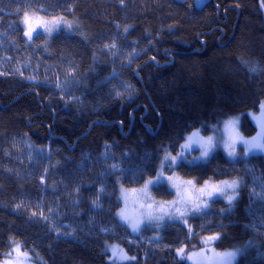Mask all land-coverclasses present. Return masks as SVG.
<instances>
[{
	"label": "trees",
	"instance_id": "obj_1",
	"mask_svg": "<svg viewBox=\"0 0 264 264\" xmlns=\"http://www.w3.org/2000/svg\"><path fill=\"white\" fill-rule=\"evenodd\" d=\"M27 13L77 24L27 41ZM253 116H264V0H0V264L17 244L30 264H112L106 244L128 257L118 264H188L176 252L212 236L215 251H241L235 264H264L261 150L220 147L175 167L196 186L241 182L231 205L212 198L185 224L137 234L117 218L120 192L189 133L239 117L240 134L264 143ZM151 192L174 198L164 184Z\"/></svg>",
	"mask_w": 264,
	"mask_h": 264
},
{
	"label": "rangeland",
	"instance_id": "obj_2",
	"mask_svg": "<svg viewBox=\"0 0 264 264\" xmlns=\"http://www.w3.org/2000/svg\"><path fill=\"white\" fill-rule=\"evenodd\" d=\"M205 1L206 0H194V4L195 6L200 7ZM75 24L77 23L74 20H67L64 18L50 19L40 15L39 13H27L23 15L21 20L23 35L27 41L31 40L25 35L28 31L32 32V38L36 34L41 33L49 39L62 29L67 33H71ZM252 119L259 134L261 133L264 135V129L261 127V125L264 124V116H253ZM226 121L220 124L218 131H216L215 134L204 137L198 130H196L186 135L178 153L175 155L163 156L162 163L159 165L156 175L153 178L146 180L141 186L135 189H127L120 192L121 207L117 212V218L132 234H137L144 225L159 227L158 229H155L156 231H159L162 229V223L170 219L174 221L179 220V222L185 224V220L189 216L198 214L199 212L205 210L207 202L210 199L216 197L222 198L225 203H229V196H235V192H233L232 189H226V194L223 195L214 191L216 187H225L223 183L219 185L205 183L203 185L196 186L197 184L193 180L183 179L174 172L176 165L170 166L167 169L162 166L165 162V157H168L169 159L173 156L179 157L182 153L185 157L183 162L185 164L192 165L206 162L211 154L215 150L220 149V147L228 153V149L225 147L226 143L234 144L235 152L239 147L246 153L259 150L255 148L249 149L247 145L242 143L236 137V132L240 134L237 124L235 125L234 131L230 135L229 131L225 129ZM194 132L198 134L196 136H192ZM240 136L242 135L240 134ZM189 137H192V139L189 140ZM209 137H213V145L216 144L217 139L219 140V148L214 147V150L211 151L206 158L196 159L202 157V145L208 141ZM257 138L256 142L260 143L259 137ZM252 140L253 139L248 141ZM159 184L166 185L173 193L174 198L171 201L163 202L155 200V196L151 192V188ZM209 193H212V195L210 196ZM133 226L136 227L135 231H133ZM213 242L214 240L204 239L202 241L203 247L201 250L188 252L183 249V253L178 254L177 251L176 256L178 259L188 264H226V261L223 259L224 254L227 252H234L236 253L235 257L230 262H227V264H235L241 251L231 250L226 252H217L212 247ZM16 246L17 245L12 246L10 252L6 255V258L3 259L1 264H30L29 260L25 256L26 254H24L21 250H19V252L15 250ZM113 247L117 248L118 252L122 251V249L116 244H106L105 251L109 254V263L118 264L125 262L126 259H120L113 256ZM122 254L125 255L123 251Z\"/></svg>",
	"mask_w": 264,
	"mask_h": 264
},
{
	"label": "snow or ice",
	"instance_id": "obj_3",
	"mask_svg": "<svg viewBox=\"0 0 264 264\" xmlns=\"http://www.w3.org/2000/svg\"><path fill=\"white\" fill-rule=\"evenodd\" d=\"M25 35L28 36L29 39H32V32L31 31L26 32ZM253 71H255V69H253ZM117 95H119V93ZM238 120H239V117H236V118L229 119L228 121L225 122V129L229 131L230 135L234 131L235 125L237 124ZM261 127H262V129H264V124H262ZM213 128L215 131H218V126H213ZM197 134L198 133L194 132L192 134V136H196ZM235 135L242 143L247 145L249 147V149L255 148V149H259L261 151H264V143L256 142L258 139L257 137H254L252 141H248V140H245L242 136H240V134L238 132H236ZM259 135H261V134H258V136ZM191 139H192V137H189V140H191ZM218 146H219V140L217 139L216 144L213 145V137H209L208 141L204 145H202V147H203L202 157H199L196 159L206 158L210 154V152L214 150V147H218ZM184 147H186V146H184ZM225 147L228 149V155L230 157L235 156V145L234 144H227L226 143ZM245 155H248V153H245ZM184 159H185V157H184L183 153L179 157L173 156L170 159L168 157H165V162L163 163L162 166L165 169H167L168 167L173 166V165L178 166L179 164L184 162ZM222 183L224 184L225 187H216L214 189V191L223 195V194H226V189H232L233 192H235L239 183H241V182L234 180L231 183H229V182H222ZM209 195L211 196L212 193H209ZM262 197H264V191H262ZM228 199H229V205H231L232 201L234 199V196H229ZM197 210H199V209H197ZM135 230H136V227L133 226V231H135ZM207 239L208 240H215V239H217V237L212 236V237H208ZM15 250L17 252H19V250H20L19 244H17ZM112 252H113L114 257H118L120 259H128L127 256L122 254V251L118 252L117 248H115V247L112 248ZM182 253H183V249H179L178 254H182ZM235 255H236V253H234V252L225 253L223 259L226 261V264H227V262H230L235 257Z\"/></svg>",
	"mask_w": 264,
	"mask_h": 264
}]
</instances>
